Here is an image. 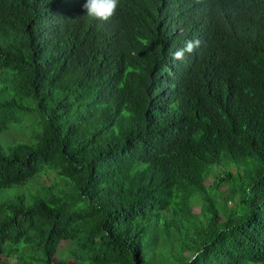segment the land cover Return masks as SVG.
Segmentation results:
<instances>
[{"label": "trees", "instance_id": "trees-1", "mask_svg": "<svg viewBox=\"0 0 264 264\" xmlns=\"http://www.w3.org/2000/svg\"><path fill=\"white\" fill-rule=\"evenodd\" d=\"M84 3L0 0V133L41 126L0 143V192L52 191L4 194L0 264H264V0Z\"/></svg>", "mask_w": 264, "mask_h": 264}, {"label": "rangeland", "instance_id": "rangeland-1", "mask_svg": "<svg viewBox=\"0 0 264 264\" xmlns=\"http://www.w3.org/2000/svg\"><path fill=\"white\" fill-rule=\"evenodd\" d=\"M28 101H26L27 103ZM24 106H25V99H24ZM14 119L11 120L8 123L7 128L0 133V143L5 149H8L9 146L19 143V142H26L30 143L35 139V136L33 132L40 129V121L38 117V112L33 110H26V109H20L16 108L13 110ZM213 179L210 177L206 180V185H210L212 183ZM50 179L48 176L43 175H35L23 183H21L20 186H12L9 189L3 190L0 192V200L5 197V195L10 194H22L24 197V201L26 204H30L34 202L36 199H44L48 200L51 196L52 191L49 187ZM5 194V195H4ZM232 202V201H231ZM229 202V203H231ZM194 211L200 212V205L196 202L194 205ZM240 209L243 207L239 206ZM221 217H223L227 211L225 209H221L220 211ZM150 233L147 235L149 236ZM65 243H62L59 248L65 247ZM3 246V242L0 239V256L2 260L6 261V257L4 254L1 253V248ZM160 247V246H159ZM22 251L30 256V257H38L40 256V253L35 249L33 244L25 245L22 248ZM161 251V250H159ZM151 249L148 250L147 257L150 259L152 264H168L169 258L167 254L163 251H161V255L157 254L156 252L153 253ZM151 253V255H150ZM59 255H56V259ZM17 259L16 257L9 258V262L16 263ZM70 263L72 262V259L69 260ZM18 264V263H17ZM72 264V263H71Z\"/></svg>", "mask_w": 264, "mask_h": 264}, {"label": "clouds", "instance_id": "clouds-1", "mask_svg": "<svg viewBox=\"0 0 264 264\" xmlns=\"http://www.w3.org/2000/svg\"><path fill=\"white\" fill-rule=\"evenodd\" d=\"M119 0H85L83 9L86 16L96 20L107 22L111 17L114 16ZM203 39L200 40L202 45ZM199 45V41H187L186 47L179 49L174 53V58L179 60L182 59L185 52L191 53L194 47Z\"/></svg>", "mask_w": 264, "mask_h": 264}]
</instances>
